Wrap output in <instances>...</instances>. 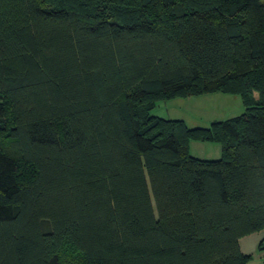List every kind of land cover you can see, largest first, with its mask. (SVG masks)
Listing matches in <instances>:
<instances>
[{"label":"trees","instance_id":"obj_1","mask_svg":"<svg viewBox=\"0 0 264 264\" xmlns=\"http://www.w3.org/2000/svg\"><path fill=\"white\" fill-rule=\"evenodd\" d=\"M217 92L245 111L152 113ZM261 229L264 0H0V264H245Z\"/></svg>","mask_w":264,"mask_h":264},{"label":"rangeland","instance_id":"obj_2","mask_svg":"<svg viewBox=\"0 0 264 264\" xmlns=\"http://www.w3.org/2000/svg\"><path fill=\"white\" fill-rule=\"evenodd\" d=\"M60 2L61 0H54V3ZM245 109L241 96L217 92L174 96L158 102L152 113L164 118L181 119L191 128L194 126L209 127L214 121L237 116ZM188 150L191 155L202 159H219L223 156L222 144L217 141L191 140ZM32 173L31 165L22 162L21 177L31 176ZM263 243L264 229L244 236L240 240L241 251L247 256L245 264H264Z\"/></svg>","mask_w":264,"mask_h":264},{"label":"crops","instance_id":"obj_3","mask_svg":"<svg viewBox=\"0 0 264 264\" xmlns=\"http://www.w3.org/2000/svg\"><path fill=\"white\" fill-rule=\"evenodd\" d=\"M241 239H242V238H241ZM241 239H240V240H241Z\"/></svg>","mask_w":264,"mask_h":264}]
</instances>
